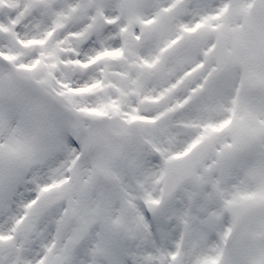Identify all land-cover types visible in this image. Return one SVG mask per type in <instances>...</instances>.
Returning <instances> with one entry per match:
<instances>
[{
	"label": "snow or ice",
	"instance_id": "6c2138e0",
	"mask_svg": "<svg viewBox=\"0 0 264 264\" xmlns=\"http://www.w3.org/2000/svg\"><path fill=\"white\" fill-rule=\"evenodd\" d=\"M0 264H264V0H0Z\"/></svg>",
	"mask_w": 264,
	"mask_h": 264
}]
</instances>
